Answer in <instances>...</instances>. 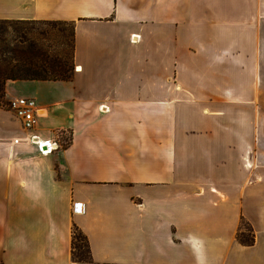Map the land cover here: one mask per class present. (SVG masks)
Listing matches in <instances>:
<instances>
[{
    "label": "crops",
    "instance_id": "0c3cea01",
    "mask_svg": "<svg viewBox=\"0 0 264 264\" xmlns=\"http://www.w3.org/2000/svg\"><path fill=\"white\" fill-rule=\"evenodd\" d=\"M0 20L74 28L71 79L5 84L57 148L11 144L0 108V264H264V0H0Z\"/></svg>",
    "mask_w": 264,
    "mask_h": 264
},
{
    "label": "trees",
    "instance_id": "16d2710c",
    "mask_svg": "<svg viewBox=\"0 0 264 264\" xmlns=\"http://www.w3.org/2000/svg\"><path fill=\"white\" fill-rule=\"evenodd\" d=\"M35 24H44L55 29L53 36L60 48L50 50L45 41H50L46 33L35 31ZM70 25V29L59 25ZM49 37V36H48ZM74 28L72 22L0 20V108L7 103L4 89L7 81H66L72 75ZM236 239L243 245L253 243L251 230ZM72 256L75 260L85 261L89 251L84 236L76 229L72 233Z\"/></svg>",
    "mask_w": 264,
    "mask_h": 264
},
{
    "label": "built area",
    "instance_id": "2783aa9c",
    "mask_svg": "<svg viewBox=\"0 0 264 264\" xmlns=\"http://www.w3.org/2000/svg\"><path fill=\"white\" fill-rule=\"evenodd\" d=\"M136 37L139 40L138 35H131L130 41L134 42L132 38ZM9 109L13 112L15 117L20 120L22 129L28 133L26 138L21 136L14 137L11 144H27L35 148L36 152L41 155L50 154L57 148V143L52 140L40 141L38 136L33 133L35 125L37 123V105L33 98L15 97L8 102ZM106 109V108H105ZM54 146V149H52ZM74 210L80 211L81 204L76 203Z\"/></svg>",
    "mask_w": 264,
    "mask_h": 264
},
{
    "label": "rangeland",
    "instance_id": "374dc122",
    "mask_svg": "<svg viewBox=\"0 0 264 264\" xmlns=\"http://www.w3.org/2000/svg\"><path fill=\"white\" fill-rule=\"evenodd\" d=\"M34 30L35 31H40V32H45L46 33V35H47V38L50 40V41H45V45H47V46H49V47H51L50 48V50H58L59 48H60V46H59V44L56 42L57 41V39L53 36V34H54V31H55V29H51V26H49V25H42V24H35L34 26ZM57 27H59V28H62V29H65L66 30V32L70 29V25H59V26H57ZM49 36V37H48ZM260 36L262 37L261 39H260V41H259V49H260V51L262 52V54H261V58H260V60H262V61H260V63L259 64H261L262 65V68H263V65H264V23H263V25H261L260 26ZM137 42V41H136ZM130 43H135V42H132V41H130ZM73 69H74V67H72V73H73ZM260 75L262 76V78H264V71L263 72H261L260 73ZM71 78H72V75H71ZM70 78V79H71ZM166 78H169L168 79V81L170 80V78H171V80H172V83L173 84H175V80H174V78H175V75L174 74H171L170 76H168V77H164L163 79L165 80ZM165 82V81H164ZM163 82V83H164ZM171 82V81H170ZM162 83V84H163ZM17 97H22V96H17ZM13 98H15V97H13ZM12 98V99H13ZM26 98V97H25ZM8 102L9 101H6V105L4 106V107H2V109L3 110H10L9 109V107H8ZM36 102V101H35ZM37 105V104H36ZM38 109V108H37ZM11 111V110H10ZM12 112V111H11ZM13 113V112H12ZM38 113V112H37ZM38 116V115H37ZM257 118H258V120H257V129L258 130H261V132H264V103H262V104H258L257 105ZM19 120V119H18ZM20 121V120H19ZM17 126H18V128H19V125L17 124ZM35 127H36V125H35ZM57 134L58 135H60L61 137H59V143L58 144H60L61 143V145H68L69 144V142H70V135L67 133V132H57ZM262 140H263V137H262ZM53 141V140H52ZM57 143V142H56ZM248 230H251V232H252V229L250 228V226L248 225V224H246V223H244V222H241V224H240V227H239V231H238V233L239 232H241V235H243L244 236V234H247V231ZM237 233V234H238ZM237 234H236V236H237ZM253 235V234H252Z\"/></svg>",
    "mask_w": 264,
    "mask_h": 264
},
{
    "label": "bare ground",
    "instance_id": "6f19581e",
    "mask_svg": "<svg viewBox=\"0 0 264 264\" xmlns=\"http://www.w3.org/2000/svg\"><path fill=\"white\" fill-rule=\"evenodd\" d=\"M132 39H133L134 42L137 41V40H136V39H137L136 37H134V38H132ZM26 136H27V135H25V137H23V138H26ZM52 149H54V146H52ZM38 153H39V152H38ZM39 154H40V153H39ZM45 155H47V154H45Z\"/></svg>",
    "mask_w": 264,
    "mask_h": 264
},
{
    "label": "water",
    "instance_id": "95a60500",
    "mask_svg": "<svg viewBox=\"0 0 264 264\" xmlns=\"http://www.w3.org/2000/svg\"><path fill=\"white\" fill-rule=\"evenodd\" d=\"M25 134L27 135L28 133L25 132ZM24 135V134H23Z\"/></svg>",
    "mask_w": 264,
    "mask_h": 264
}]
</instances>
